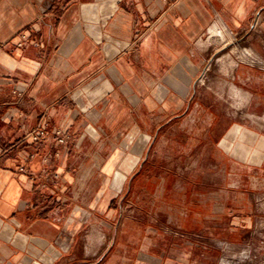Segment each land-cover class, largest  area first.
Wrapping results in <instances>:
<instances>
[{
	"label": "crops",
	"instance_id": "obj_1",
	"mask_svg": "<svg viewBox=\"0 0 264 264\" xmlns=\"http://www.w3.org/2000/svg\"><path fill=\"white\" fill-rule=\"evenodd\" d=\"M0 44V264H220L264 238V0H0Z\"/></svg>",
	"mask_w": 264,
	"mask_h": 264
},
{
	"label": "rangeland",
	"instance_id": "obj_2",
	"mask_svg": "<svg viewBox=\"0 0 264 264\" xmlns=\"http://www.w3.org/2000/svg\"><path fill=\"white\" fill-rule=\"evenodd\" d=\"M226 36H227V33H226ZM215 37H217L219 39L218 36H215ZM231 39L234 40V38H231ZM231 39L226 38V40H222V39L221 40L228 43L231 41ZM245 50L246 49H242V50H241V48L238 49V51H240V52H238V54L245 57V55H244ZM222 191H224V190H222ZM222 195H224L223 192H222ZM238 197H239V195H238ZM254 203H255V201H254ZM254 207H255V205H253V209H254ZM235 210L236 211H233V214H235V215H240L243 217L247 215L245 213V207H240V208H237ZM254 210L257 212V215H260L259 209H254ZM250 241L255 242L257 244V246H260L262 241L264 243V238L262 239L260 237V235L257 234V235H253L252 238L250 237L249 240L247 242H245V244L244 243H238L239 248H220L221 252H220V254H218L220 257L219 258L220 264H260V262H259L260 253L258 252L259 247L258 248H252V250H251L253 253V256H254V260L251 261V260L247 259V257H249V255H251V253L248 252L249 248H245L246 247L245 245H249ZM255 257H256V259H255Z\"/></svg>",
	"mask_w": 264,
	"mask_h": 264
},
{
	"label": "built area",
	"instance_id": "obj_3",
	"mask_svg": "<svg viewBox=\"0 0 264 264\" xmlns=\"http://www.w3.org/2000/svg\"><path fill=\"white\" fill-rule=\"evenodd\" d=\"M29 45L39 46V45H41V43L39 40L32 38L30 35H28L26 33H22L20 35L19 41L15 44V47L22 49V48H26ZM3 47H4V45L0 44V49H2ZM48 125H49V122L44 121L43 124H41L39 127L32 129V130H29L26 133L27 137L31 138L33 140V142H35V143L41 142L43 139H45L48 136V131H47ZM53 134H54L57 142L60 145H66L68 143V140L70 139V134H68L61 127H57L55 129H53ZM20 169L22 171L26 170L25 167H21Z\"/></svg>",
	"mask_w": 264,
	"mask_h": 264
},
{
	"label": "bare ground",
	"instance_id": "obj_4",
	"mask_svg": "<svg viewBox=\"0 0 264 264\" xmlns=\"http://www.w3.org/2000/svg\"><path fill=\"white\" fill-rule=\"evenodd\" d=\"M225 27V26H223ZM211 33L213 36H218L219 39L221 40H226L227 36H226V32H225V29L223 30V28L221 29V27H218L217 25L213 26L211 28ZM244 55L245 57H253V58H256V55L254 52H252L251 49H246L244 51ZM234 88V87H233ZM237 89V88H236ZM235 90V89H234ZM236 92V91H235ZM243 92V91H242ZM240 93V92H239ZM243 97V96H242ZM245 97V96H244ZM243 101V100H242Z\"/></svg>",
	"mask_w": 264,
	"mask_h": 264
}]
</instances>
